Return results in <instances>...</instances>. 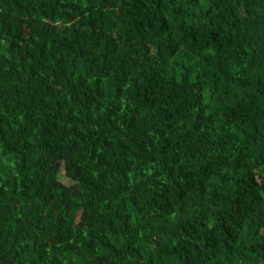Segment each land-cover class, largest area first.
I'll return each instance as SVG.
<instances>
[{
    "label": "trees",
    "instance_id": "16d2710c",
    "mask_svg": "<svg viewBox=\"0 0 264 264\" xmlns=\"http://www.w3.org/2000/svg\"><path fill=\"white\" fill-rule=\"evenodd\" d=\"M0 264H264V0H0Z\"/></svg>",
    "mask_w": 264,
    "mask_h": 264
},
{
    "label": "rangeland",
    "instance_id": "374dc122",
    "mask_svg": "<svg viewBox=\"0 0 264 264\" xmlns=\"http://www.w3.org/2000/svg\"><path fill=\"white\" fill-rule=\"evenodd\" d=\"M62 181L65 182L66 184H69L70 183V180H68L66 177H62Z\"/></svg>",
    "mask_w": 264,
    "mask_h": 264
}]
</instances>
